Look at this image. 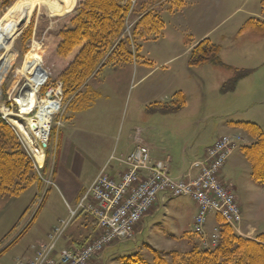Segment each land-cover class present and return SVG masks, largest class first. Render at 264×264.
I'll use <instances>...</instances> for the list:
<instances>
[{
  "label": "rangeland",
  "instance_id": "374dc122",
  "mask_svg": "<svg viewBox=\"0 0 264 264\" xmlns=\"http://www.w3.org/2000/svg\"><path fill=\"white\" fill-rule=\"evenodd\" d=\"M70 1L69 4L65 5L64 3L65 14L51 17L45 9L41 11L42 0H40L39 4L29 9L32 11L36 8V11L15 40L8 42L4 48V43H0V78L3 79V83L0 84V115L15 130L23 150L32 158L39 180L19 197H0V253L8 248L0 255V264H16L18 261L31 260L39 246L42 243H47L54 236L55 229L61 220L57 222L51 232L49 228L55 224L59 217L66 215L65 207L55 197V192L52 191L53 195L50 197L49 195L51 190L56 188L55 173L61 139L60 131L66 121L70 120V111L74 109L78 98L74 94L69 99H65L63 84L57 80V65L52 61H46L42 56L59 31L67 27V18L78 8L80 0ZM182 1L184 5L178 8L179 3H174L173 0H123L122 4L129 6V12L121 39L128 40L132 52L136 54V57L138 55L139 57L135 59V63L134 61L122 63L119 65L122 67H117L115 71L113 68L116 65H108L91 83L93 88L97 85L103 86L102 82L105 77L112 75L110 83L106 84L110 85V90L107 91L106 86L103 87L104 94L109 97L114 113V126L110 135L113 137V144L116 145L123 141L128 133H136L130 132L129 124L132 112L138 105L135 103V99L139 98L143 89L141 84L134 87V83L140 79L141 75V73L137 74V67L140 68V71L142 68H158L150 76L147 84L156 81L165 82L171 76L166 72L167 68H173L174 64L172 63L166 68L160 67V65L171 58L178 60L183 58L184 52L191 45L202 38H208L221 47L220 59L224 64L239 70H251L249 76L238 83L236 90L227 94L219 93V89L228 77L233 76V73L212 65L193 70L204 81V88L200 92L190 86L188 80L182 83L189 93L185 111L176 117L154 121L155 130L143 133L153 143L161 147L167 146L174 163H179L183 155L185 161H188L185 151L188 153L203 152L217 139L221 128L227 122L256 123L264 130V38L250 33L239 34L250 19L264 22L262 0ZM15 3L16 8L9 10ZM10 7H3L2 0H0V20L5 14L8 15L11 12L7 24L0 30V39L7 29H12L15 18L22 11L21 0H15ZM7 10H9L8 13ZM151 11L164 22L161 35L157 37L153 34L136 36L135 32L139 22L145 14ZM32 22L31 38L24 44L22 34ZM37 45L40 46L39 50L36 49ZM33 51L41 56L43 68L35 60ZM150 65L152 66L150 67ZM38 70L45 72L44 83L41 81L37 84L28 79ZM115 78H123L120 79L121 85L118 84L122 87L121 91L113 83ZM26 81H30L37 88L38 105L31 114L23 115L20 112L19 104L13 99V94ZM51 93L53 94L48 99L47 96ZM53 100L61 101V112L51 120L52 129L46 143L47 146L45 147L44 143L40 144L44 151L45 161L42 166H39L34 157V148L28 145V141L14 121L21 126H26L28 119L35 117L38 108L45 106L47 101ZM57 123L63 125L59 126ZM225 136H239L241 139L239 146L233 150L218 175L225 190H229L234 195L240 212V221H236L235 226L231 227L238 236L244 237L245 230L242 224L243 211L246 209L251 217L256 216V220L259 221L258 229L261 231L259 234L261 235L264 233V185L257 184L252 179L251 166L250 175L247 168L236 174L230 170L231 176L226 174L228 179H232L235 187L225 180L223 174L233 154L243 147L251 146L257 141V138L247 131ZM48 155V167L43 173L41 167H44ZM236 181L238 186L235 185ZM238 195L242 197V201ZM167 197L173 198L170 210L175 211V215H166L161 204L156 209L157 202L136 226L135 232L129 240L112 244L89 264H123V258L134 253H139L142 257L150 259V247L166 253L175 251L187 253L194 245H198L200 249H207L204 242H211L214 236H218L220 241V227L226 223L219 216L217 221L215 220L216 222H210L211 216H216L215 211L209 212L205 237L201 238L193 232L192 217L196 206L195 202L188 197ZM74 222L75 220L68 226L58 245L61 244L62 239H70L71 234L78 227ZM96 229L95 234L97 235L98 226ZM47 233L50 234L47 235ZM32 247H34V255L27 259Z\"/></svg>",
  "mask_w": 264,
  "mask_h": 264
},
{
  "label": "trees",
  "instance_id": "16d2710c",
  "mask_svg": "<svg viewBox=\"0 0 264 264\" xmlns=\"http://www.w3.org/2000/svg\"><path fill=\"white\" fill-rule=\"evenodd\" d=\"M15 0H2L3 7H10ZM70 0H42V9L51 17L61 16L66 12V4ZM123 0H80L78 8L67 18V27L59 31L49 44L42 58L57 65V80L63 84L65 99L76 94L78 98L73 108L82 109L91 103L88 84L98 76L108 65H121L135 61L139 57L132 52L128 40H122L125 20L129 6L122 4ZM178 8L184 5L182 0H173ZM17 3V2H16ZM16 3L9 10L16 8ZM264 9V0H262ZM7 10V13L8 11ZM36 11L22 8L14 20L11 30H6L0 43L15 40L26 22ZM41 13V12H40ZM11 14V12H10ZM10 14H5L0 20V30L7 24ZM7 15V16H6ZM3 24V25H2ZM164 29V22L153 11L144 15L136 28V36H160ZM33 22L22 34V42L30 40ZM250 33L264 38V22L250 19L239 34ZM36 49H40L37 45ZM139 52V50H138ZM221 47L210 39L201 40L192 49L189 59L191 68L212 65L232 71L233 77L221 88L222 94L234 92L238 83L248 77L251 70H239L224 64L220 59ZM35 60L42 67V59L35 51ZM43 68V67H42ZM33 83H43L45 72L38 70L31 78ZM187 104V97L176 93L171 102L154 104L149 109L176 113ZM237 127L250 133L257 141L242 152L252 169V179L264 185V132L255 123H235ZM15 130L0 115V197H19L32 187L38 180L32 158L25 152L18 140ZM49 155L43 167V173L48 167ZM39 181V180H38ZM40 184V183H39ZM81 215V214H80ZM220 241L213 249H200L194 245L187 253L179 251L166 253L150 247V259L134 253L123 258V264H264V233L255 239L238 236L229 225L220 227ZM13 244V243H12ZM5 248L1 253L7 251Z\"/></svg>",
  "mask_w": 264,
  "mask_h": 264
},
{
  "label": "crops",
  "instance_id": "0c3cea01",
  "mask_svg": "<svg viewBox=\"0 0 264 264\" xmlns=\"http://www.w3.org/2000/svg\"><path fill=\"white\" fill-rule=\"evenodd\" d=\"M201 40H203V38L191 45L184 52L183 58H180L179 60L177 58H171L160 65V67L163 66L166 68L172 63L174 64L173 68H167L166 72L170 73L171 76L170 79L165 82L161 83L156 81L151 84H147L150 76L156 72L158 68L151 67L152 65H150L151 68H142L140 71V68L137 67V74L141 73V75L140 79L134 83V87L138 84H141L143 85V89L139 94V98L135 99V103H138V105L132 112L129 124L130 132L134 131L136 133H128L123 141H118L119 144L116 143V145H114L113 137L110 135V132L114 126V113L111 103L109 102V97L104 94L105 86L107 91L110 90V85L107 86L106 84L110 83L109 80L112 78V75L105 77V80L102 82L104 87L99 85L95 86L94 88L92 87L91 83L97 78V76L88 84V88L90 90L89 98L91 99L90 105L82 109H72L70 111V120L66 121L60 131L61 139L55 173L56 188H54L55 190H51L49 197L53 195L52 191H54L55 197L59 199V201L63 204V207H65L66 215L57 219L55 224L49 228L50 232L56 226L59 220L66 219L68 217L67 205L70 207H75L78 204L83 194L90 188L92 182L97 177L100 170L109 162L113 153L117 155H128L138 147L147 146L150 150L152 160L154 162L166 163L169 174L172 178L186 180L189 178V174L194 176L198 173L196 169H192V164L195 161L202 160L205 157L207 149L211 147L220 137L230 134H238L240 131L246 133V131H244L242 128L234 125L235 123L243 122H227L226 125L221 128V132L217 139L208 145L203 152L193 151V153H188L185 151V153H187L188 161H185V157L183 155L179 163H174V159L169 154L167 146L161 147L150 141L147 136L143 135L144 132L155 130L154 121L176 117L187 108L186 104V106L179 112L163 113L152 110V108L149 109L150 106L154 104L169 103L171 102L173 96L178 92H182L187 97L188 103L189 93L186 87L182 85V83H185L187 80L189 81L190 86L199 92L204 88L203 79L193 71L197 68H191L189 66L191 51ZM117 67L121 68L122 66H116L113 68L114 71L117 69ZM232 77L233 76L228 77L225 83ZM115 79L116 80H113V83L115 84L116 88L121 91L122 87L119 85H121L120 79L123 78ZM123 83L124 81L122 84ZM225 83L221 85L219 93H221V88ZM179 85L182 87H178ZM58 105V108H61V104ZM54 117L56 116H53L52 118ZM258 126L260 127V125ZM246 168L248 169L250 175V165L246 161L242 149H239L233 154L224 169L223 174L225 180L234 186L232 179H228L226 176H231L230 170L236 174L238 171L244 170ZM123 170L124 167L122 165L117 162H112L108 173L111 177L117 179ZM235 185L238 186L237 181L235 182ZM241 190L244 191L243 188H241ZM238 196L242 201V197L240 195ZM172 199L173 198H169L164 194L160 195L156 209L158 208V205L161 204L166 212V215H175L176 212L170 210ZM196 214L197 208L195 206L192 217L193 222ZM215 220L217 221V216H211L210 222H216ZM74 223H77L78 227L73 233L71 232L72 234L70 239H62L61 244L58 245V249L60 251L80 249L85 243L93 239L96 235L95 232L97 231V224L88 215H79V217L75 219ZM242 226L245 230V233L243 232V236L245 238L255 239L261 233V231L258 229L259 221L256 220V216L251 217L248 210L246 209L243 211ZM49 234L50 233H47V235ZM69 245L70 247H68ZM33 255L34 247H32L31 251L27 255V259L32 258Z\"/></svg>",
  "mask_w": 264,
  "mask_h": 264
},
{
  "label": "built area",
  "instance_id": "2783aa9c",
  "mask_svg": "<svg viewBox=\"0 0 264 264\" xmlns=\"http://www.w3.org/2000/svg\"><path fill=\"white\" fill-rule=\"evenodd\" d=\"M239 141V136L218 139L202 160L192 164V169L198 171L195 178L189 174L186 180H174L166 163L152 160L147 146L138 147L128 155L113 153L78 204L75 207L67 205L68 217L59 222L54 236L39 246L31 260L16 264H89L107 247L129 240L136 226L157 204L160 194L188 197L195 202L197 214L193 232L201 238L205 237L207 216L211 211L227 225L235 226L241 219L240 212L234 195L225 190L218 175ZM112 162L124 167L117 179L108 173ZM80 214L90 216L97 223V235L80 249L60 251V238ZM218 243L219 237L214 236L211 242L205 241L204 246L213 249Z\"/></svg>",
  "mask_w": 264,
  "mask_h": 264
},
{
  "label": "bare ground",
  "instance_id": "6f19581e",
  "mask_svg": "<svg viewBox=\"0 0 264 264\" xmlns=\"http://www.w3.org/2000/svg\"><path fill=\"white\" fill-rule=\"evenodd\" d=\"M39 3L40 0H21L22 8L28 10ZM2 80L3 79L0 78V84L3 83ZM36 91L37 88L30 81H26L24 85H21L17 88V90L14 91L13 99L19 104L20 112L23 115L31 114L37 109L38 102L36 98ZM52 94L53 93L49 94L47 98L49 99ZM58 104H60V102L56 100L49 102L47 101L45 106L38 108L33 119H28L26 126H21L14 121L16 126H18L19 131L28 141V145L31 148H34V157L39 166H42L45 161L44 151L40 144L44 143V146H47L46 143L49 139V134L52 129V117L59 115L61 111V108H58ZM62 125L63 124L59 126Z\"/></svg>",
  "mask_w": 264,
  "mask_h": 264
}]
</instances>
